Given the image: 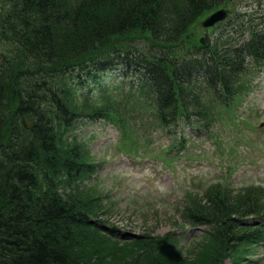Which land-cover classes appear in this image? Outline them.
Instances as JSON below:
<instances>
[{
	"label": "trees",
	"instance_id": "1",
	"mask_svg": "<svg viewBox=\"0 0 264 264\" xmlns=\"http://www.w3.org/2000/svg\"><path fill=\"white\" fill-rule=\"evenodd\" d=\"M252 1L0 0V264H224L264 244V187L221 184L185 195L183 226L209 227L187 254L172 233L125 237L98 219L101 197L80 191L98 168L67 136L102 121L119 134L157 126L173 141L185 124L214 122L264 66V1ZM235 2V18L198 34ZM115 71L123 83L103 84Z\"/></svg>",
	"mask_w": 264,
	"mask_h": 264
},
{
	"label": "rangeland",
	"instance_id": "2",
	"mask_svg": "<svg viewBox=\"0 0 264 264\" xmlns=\"http://www.w3.org/2000/svg\"><path fill=\"white\" fill-rule=\"evenodd\" d=\"M242 6L237 4L238 12ZM262 11V5L254 9L255 15ZM223 29L218 28L213 35ZM204 31L200 28L198 34ZM117 75L118 71L107 73L102 83L119 85L122 81ZM243 84L246 88L241 96L229 109L218 110L214 122L198 120L206 126L201 130L185 124L172 135L173 141L166 130L139 123L126 124L120 128L121 134L102 121L83 122L69 131L67 136L98 168L82 183L80 191L90 190L101 197L100 221L113 225L127 238L137 235L136 240L172 233V240L177 241L174 249L187 254L198 246L196 236L205 235L209 227L183 226L186 194L199 199L215 184L226 185L234 193L247 187H264V66L244 77ZM175 141L179 145L182 141L186 148L167 152ZM126 240L119 241L125 244ZM234 260L264 264V244L239 247L236 254L227 255L224 264Z\"/></svg>",
	"mask_w": 264,
	"mask_h": 264
},
{
	"label": "water",
	"instance_id": "3",
	"mask_svg": "<svg viewBox=\"0 0 264 264\" xmlns=\"http://www.w3.org/2000/svg\"><path fill=\"white\" fill-rule=\"evenodd\" d=\"M229 10H219L210 16H208L206 19L201 21L200 26L203 28H211L214 27L216 24H218L221 21H224L226 18L230 16Z\"/></svg>",
	"mask_w": 264,
	"mask_h": 264
}]
</instances>
